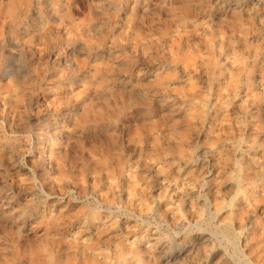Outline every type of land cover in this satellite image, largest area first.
I'll return each mask as SVG.
<instances>
[{"label": "rangeland", "instance_id": "obj_1", "mask_svg": "<svg viewBox=\"0 0 264 264\" xmlns=\"http://www.w3.org/2000/svg\"><path fill=\"white\" fill-rule=\"evenodd\" d=\"M0 264H264V0H0Z\"/></svg>", "mask_w": 264, "mask_h": 264}, {"label": "bare ground", "instance_id": "obj_2", "mask_svg": "<svg viewBox=\"0 0 264 264\" xmlns=\"http://www.w3.org/2000/svg\"><path fill=\"white\" fill-rule=\"evenodd\" d=\"M113 213V212H112ZM199 228V227H198Z\"/></svg>", "mask_w": 264, "mask_h": 264}]
</instances>
